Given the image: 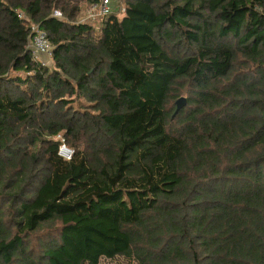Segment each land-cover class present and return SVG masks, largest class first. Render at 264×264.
Segmentation results:
<instances>
[{
	"label": "trees",
	"instance_id": "obj_1",
	"mask_svg": "<svg viewBox=\"0 0 264 264\" xmlns=\"http://www.w3.org/2000/svg\"><path fill=\"white\" fill-rule=\"evenodd\" d=\"M93 1L0 0V264H264V0Z\"/></svg>",
	"mask_w": 264,
	"mask_h": 264
},
{
	"label": "built area",
	"instance_id": "obj_2",
	"mask_svg": "<svg viewBox=\"0 0 264 264\" xmlns=\"http://www.w3.org/2000/svg\"><path fill=\"white\" fill-rule=\"evenodd\" d=\"M85 2V0H83ZM71 3H74V0H70ZM115 0H95L93 1L84 11L83 16L80 18V22H92V21H101L103 18L112 14L117 8L115 5ZM53 16L61 17V13L58 10L53 11ZM31 32L33 33L32 38L29 40L28 47L31 49L34 57L42 59L43 64H49L51 58V43L46 37V34L43 30L39 29L38 25L33 24L30 27ZM73 151L68 148L65 144H61L58 149V154L64 159H70ZM104 258V257H103ZM102 259V258H101ZM99 260V264L100 261ZM111 259V258H104ZM113 264H123L117 258H113ZM111 259V260H113ZM130 264H135L130 262Z\"/></svg>",
	"mask_w": 264,
	"mask_h": 264
},
{
	"label": "rangeland",
	"instance_id": "obj_3",
	"mask_svg": "<svg viewBox=\"0 0 264 264\" xmlns=\"http://www.w3.org/2000/svg\"><path fill=\"white\" fill-rule=\"evenodd\" d=\"M64 1H66L67 3H69V4H74V3H78V4H80V3H83L84 1L83 0H74V3H71L70 2V0H64ZM116 2H118L119 4V14H118V17H121L122 16V14H123V12H124V9H125V0H115ZM115 2V3H116ZM12 73H14V71H12ZM184 97H186V95L184 94L183 95ZM60 136H58L57 137V139L59 138ZM72 150V149H71ZM118 260H120L121 262H123V264H130V263H128L127 261H124L123 259H121V258H118ZM113 262H114V259L113 260H111V259H104V258H102L101 259V261H100V264H113Z\"/></svg>",
	"mask_w": 264,
	"mask_h": 264
},
{
	"label": "water",
	"instance_id": "obj_4",
	"mask_svg": "<svg viewBox=\"0 0 264 264\" xmlns=\"http://www.w3.org/2000/svg\"><path fill=\"white\" fill-rule=\"evenodd\" d=\"M185 102H186V98L184 96H180L176 101H175V104H176V109H175V112L174 114H176L184 105H185ZM173 114V115H174Z\"/></svg>",
	"mask_w": 264,
	"mask_h": 264
}]
</instances>
